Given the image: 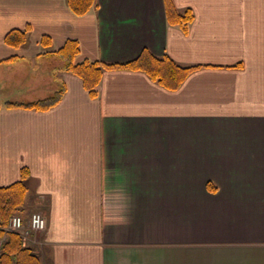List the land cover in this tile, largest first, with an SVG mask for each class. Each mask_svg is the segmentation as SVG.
<instances>
[{
	"label": "crops",
	"instance_id": "1",
	"mask_svg": "<svg viewBox=\"0 0 264 264\" xmlns=\"http://www.w3.org/2000/svg\"><path fill=\"white\" fill-rule=\"evenodd\" d=\"M172 2L191 10L187 28L165 0H95L83 14L69 0H0V68L68 40L76 63L148 50L196 66L177 89L108 69L95 96L61 67L55 106L0 105V186L29 170L22 216L41 211L47 228L22 246L39 264H264V0Z\"/></svg>",
	"mask_w": 264,
	"mask_h": 264
},
{
	"label": "trees",
	"instance_id": "2",
	"mask_svg": "<svg viewBox=\"0 0 264 264\" xmlns=\"http://www.w3.org/2000/svg\"><path fill=\"white\" fill-rule=\"evenodd\" d=\"M165 2L169 23L173 25L179 24L183 28H187L188 23L193 19L191 10L188 9L184 13H179L172 0H165ZM69 3L77 13L83 14L94 5L95 0H69ZM30 32L31 26L29 24L23 29H12L7 33L5 41L9 46L20 47L27 42ZM41 44L43 47H49L51 38L48 35H44L41 39ZM79 52L78 42L76 40H68L53 55L60 59L62 68L78 75L83 80L85 88L93 96L97 93L95 89L100 83L103 72L108 69L141 70L166 88L177 89L189 73L196 68V66L180 65L168 55L158 56L148 50H143L137 59L123 64L89 60L76 63L75 57ZM63 92L64 86L62 85L60 91L52 97L30 102L8 101L6 104L9 107L25 106L47 110L60 101ZM28 174L29 170L23 168L22 180L7 186H0V237L4 234V227H7L11 216L22 214V207L29 190L24 182ZM9 235V239L3 245V252L0 254V264H13L12 257L15 254L18 256V264H39L40 260L37 255L33 254L29 248L22 246V238L19 233L11 232Z\"/></svg>",
	"mask_w": 264,
	"mask_h": 264
},
{
	"label": "rangeland",
	"instance_id": "3",
	"mask_svg": "<svg viewBox=\"0 0 264 264\" xmlns=\"http://www.w3.org/2000/svg\"><path fill=\"white\" fill-rule=\"evenodd\" d=\"M8 65L0 68V105L52 97L62 88L58 73L62 62L53 54L42 55L37 61L28 58Z\"/></svg>",
	"mask_w": 264,
	"mask_h": 264
},
{
	"label": "built area",
	"instance_id": "4",
	"mask_svg": "<svg viewBox=\"0 0 264 264\" xmlns=\"http://www.w3.org/2000/svg\"><path fill=\"white\" fill-rule=\"evenodd\" d=\"M47 228V218L42 212H33L30 216L29 223L24 222V218L15 214L11 216L7 225V230L19 233L23 242H27L32 232H40Z\"/></svg>",
	"mask_w": 264,
	"mask_h": 264
}]
</instances>
